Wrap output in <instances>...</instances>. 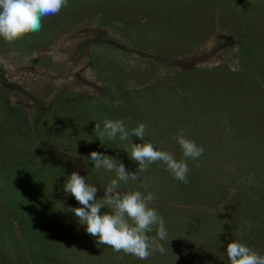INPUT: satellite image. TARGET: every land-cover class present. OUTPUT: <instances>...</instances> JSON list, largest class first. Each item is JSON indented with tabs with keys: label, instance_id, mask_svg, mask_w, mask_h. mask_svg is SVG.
Returning <instances> with one entry per match:
<instances>
[{
	"label": "rangeland",
	"instance_id": "obj_1",
	"mask_svg": "<svg viewBox=\"0 0 264 264\" xmlns=\"http://www.w3.org/2000/svg\"><path fill=\"white\" fill-rule=\"evenodd\" d=\"M190 3L68 0L58 14L42 18V28L35 32L40 34H26L17 42L0 38V97L9 105L0 101V151L8 159L2 166L0 162V213L9 215L11 221L0 220V259L4 253L9 264H34L31 251L18 243L25 237L24 229L34 228L19 222L25 218L17 208L25 196L24 186L39 189L41 201L57 209L52 214L54 236L48 241L56 254L50 249L44 252L45 262L63 258L72 264H230L226 246L232 240L264 255V199H260L264 181L251 174L246 180L237 179L241 174L235 165L224 179L218 171L209 178L215 190L205 195H211L205 202L199 198L193 203L194 192L178 197L156 195L150 207L163 217L176 242L165 244L164 249H169L163 254L153 252L147 260L97 245L87 232L86 239H78L77 231L85 226L65 210L81 207L63 190L73 171L97 187V199L114 178V173L94 166L92 173L87 171V164L93 165L91 152L124 165L130 161L124 151L130 141L96 137L95 124L103 128L106 119L123 121L129 132L143 123L147 143L155 139V149L162 146L176 154L181 150L175 142L178 130L204 150H212L218 146L213 141L217 131H231L230 115L253 128L248 133L257 139L244 141L246 151L252 146L264 148V107L257 106L259 100L264 101V83L258 89L244 80L249 70L254 75L262 71L264 76V0H208L197 13ZM195 16L211 18L221 26L209 30L204 40L202 31L196 32L195 40L192 34L184 36L190 23L195 29L199 26L194 22H209ZM233 33L244 37L242 45ZM250 87L256 91L254 100L249 97ZM9 107L25 110L32 133H18L17 117ZM130 138L140 143V138ZM207 168L210 173L218 169ZM198 173L188 168L187 181H196ZM15 182L21 184L20 189ZM128 184L121 182L119 190H137ZM234 196L241 202L231 201ZM245 206L243 217L240 210ZM246 218L249 223L244 226ZM254 225L258 229L251 231ZM57 228L67 237L63 241L57 239ZM34 251H39V244Z\"/></svg>",
	"mask_w": 264,
	"mask_h": 264
},
{
	"label": "clouds",
	"instance_id": "obj_2",
	"mask_svg": "<svg viewBox=\"0 0 264 264\" xmlns=\"http://www.w3.org/2000/svg\"><path fill=\"white\" fill-rule=\"evenodd\" d=\"M67 3L68 0H0V38L14 41L25 34L39 32L42 18L58 14ZM102 123L103 128L96 123L94 129L100 141L111 142L117 138L122 142L131 141L132 135L144 141L146 125L143 123L131 129V132L121 120L106 119ZM176 140L184 159L177 160L169 152L155 149L151 143L127 144L124 151L131 160L138 162L135 172H129L123 163L111 156L91 152L89 159L96 170L104 169L114 173V178L104 188L101 199L96 197L97 187L75 171L64 182L65 193H70L81 205L65 210L72 212L78 222L86 226V232L96 239L97 245L109 246L116 252L122 251L139 260H147L156 251L164 253L165 249L160 243L168 236L164 219L156 209L150 207L156 194L148 191L147 183L140 184L144 193L119 189L121 182L139 180V174L158 161L166 166L174 179L186 184V160L198 159L204 149L186 138L182 129L178 130ZM105 208L110 211L101 212ZM248 223L243 221L244 225ZM153 226H156V235L150 237L148 233L153 231ZM226 254L230 264H264V255L239 240H232L227 244Z\"/></svg>",
	"mask_w": 264,
	"mask_h": 264
},
{
	"label": "trees",
	"instance_id": "obj_3",
	"mask_svg": "<svg viewBox=\"0 0 264 264\" xmlns=\"http://www.w3.org/2000/svg\"><path fill=\"white\" fill-rule=\"evenodd\" d=\"M188 1H192V3H190V6H192V4L194 3V6H192L190 8L193 10L194 13H197L198 12L197 9L199 8V6L200 7L204 6L202 4V2H206L208 0H188ZM216 5L218 7H221V10H224V11L226 10V7L224 6L223 3L218 2ZM205 8H207V7L205 6ZM169 12H167V14H166L167 18H169L171 16L168 19V21H170L173 18V15L171 14V12L170 13ZM195 18L205 19L206 21L209 20V22L204 23L202 21H199V22L196 21L194 23H196V25H198L199 27L193 29V26L190 23V26L185 28V30L183 32L184 36L192 34L194 40H195V34L197 31H200V32L202 31V34H203L202 39L204 40L206 35L208 34L209 30L211 32H214L215 30H217L218 27L221 26V25H219L218 22L211 20V18L206 19L203 16H195ZM205 26H206V28H205ZM28 34H30V33H28ZM36 34H40V33H35L33 35H36ZM233 34L237 37V41L239 42V45H242L244 43V37L242 35H238L236 33H233ZM24 36H26V34ZM193 39L190 42L191 47L193 45ZM17 40L18 39H16L15 41L17 42ZM218 67L225 68L224 65H220ZM237 67H239V66H237ZM261 72L254 75L251 73L250 70L247 71L246 74L244 75V80H246L245 82L247 84H249V82H250L253 87L259 89L260 86L264 83V76H261ZM249 93H250L249 97L251 98V100L256 99V91L252 90L251 87H250ZM3 100L4 99L2 97H0V101H3ZM3 103L7 107L9 106L4 101H3ZM257 106H263L264 107V101L259 100V103L257 104ZM9 108H10V111L13 112L17 117L14 124L16 125L15 128L17 129L18 133L24 134V135L25 134L29 135L30 133H32V130L28 125L29 120H28L27 114L25 113V110L20 111V110H18V107H9ZM227 116H228L227 118L230 120L228 123V125H229L228 127H229V129H231V131H228L227 133L224 131H217V133H219V135H216V137H215L216 139H214L213 141H215V143H217L218 146H216L212 150H204L203 154L198 159H187L186 160L188 168L190 170H192V173H196L197 171L199 172L197 174L198 176L195 178L196 181L187 182L185 184L183 182H180V181L174 179L173 176L170 174V172H168L166 170V166L162 162L158 161V162H155V163L149 165L147 171L140 173L139 174L140 179L138 178L139 180L130 181V182L134 186L137 187L136 188L137 190L141 191L142 193H144L145 190L140 187L141 183H147L149 185L148 191L154 192L156 195L158 193H160V194H165V195H175L178 197V195L184 194L186 192H194L195 199H193V203H196L197 202L196 199H199V198H202L203 202H205L209 197H211L210 194L207 196H205V195L207 193L215 190L209 184V178L214 176L215 172L218 171V175L222 176V179H224L225 174L227 172L232 171V166H234V165L236 166V169L234 168V170L236 172H238V174H241V175L237 176V179L246 180V178H247L246 175L251 174L252 176H254L256 178V180L259 179V180L264 181V148H256L255 146H252V150L248 149V151H246L247 150V149L245 150L246 146L243 144L244 141L248 142V140H250V139L252 140L253 137H255V136H252L251 134H249L248 130H247V129H249V130L253 129L252 126L240 124L241 122L239 120L236 121V119H234V118H229L230 115H227ZM235 122H236V124H234ZM34 124L35 125L37 124L36 121H34ZM237 124H238V126H237ZM235 127L242 128V129H237ZM130 140H131L130 143L135 141L134 138H130ZM154 140L155 139L152 140L151 144L154 147L158 146L156 144V141L154 142ZM144 142H146V139H144V141L140 140V143H144ZM175 142H177V141H175ZM161 147L162 146H159L160 149H157V150H163L164 151V149H161ZM1 149H3V146L0 147V150ZM2 152H4V151L3 150L0 151L1 166L7 162V161H5L6 158L4 159ZM172 155L177 160L184 159L181 150L179 152H177L176 154L173 153ZM6 160H8V159H6ZM22 162L23 161L19 162L18 165H20ZM208 165H211L213 167H217L218 169L214 170V173H213V170H212V173H210L207 170ZM125 167L129 172H135L138 168V162L133 161L131 159L129 161L127 159L126 163H125ZM86 168H87V171L89 173L90 172L92 173L93 165L91 163L87 164ZM247 169H250L251 172H247L246 171ZM15 170H17V167L13 171H15ZM19 170H22V169H19ZM189 172H191V171H189ZM252 172L254 175L252 174ZM1 174L2 173H0V178H2ZM204 179L207 182H205ZM219 179H221V178H219ZM14 184L18 189L21 188V184L19 182H15ZM126 184H128V183H126ZM128 186L131 187V185H129V184H128ZM219 186L221 187L222 185L220 184ZM260 186H263V184L259 183V187ZM210 188H212V189H210ZM23 192H25V196L21 200V203H20V204L23 203L21 205L22 208L20 207V204H18L17 208L21 210L20 212H21V214H23L25 216V218L20 219L19 222L21 224H26V225H29V226L34 227V228L36 227L37 229L36 230L34 228L31 230L24 229L23 231L25 232V235H24L25 237L23 238V241L21 239L18 240L19 241L18 243H22L23 246L27 248V250L29 249L31 251L30 256L33 258L34 264H72L70 261H66L63 258L57 259V262H54V261L45 262L44 252L48 251L49 249H50V251H52L55 248V246L50 245L48 241L52 240V238L54 236V232H55L54 222L55 221H53L52 214L54 212H56L57 209L54 210V206H52L50 204V202L45 203V202L41 201V196H39L40 195L39 189H38V191L37 190L34 191L31 188L27 189V186H24V187H22V193ZM27 193H28V195H27ZM200 193H202L203 195H201ZM236 197L237 196H234L231 199V201H235L234 203L241 202V201H239L240 200L239 197H237V198ZM260 199H264V190L260 195ZM254 203L256 204L255 201H254ZM246 207H248V206H245L241 210L239 207L236 208V209H239L240 211H242L243 217L245 216V213H247ZM256 209H257V206H256ZM0 211H1V209H0ZM9 218H10V216L7 215L6 213H0V220L7 222V223H11ZM21 220H23V221H21ZM244 220L248 221L247 218ZM77 222H75L74 225L76 227H78V229H79ZM225 224L228 225L227 222H225ZM85 227H83V228L79 229V231H77L78 237H79L78 239H80V238L86 239L87 233H86ZM257 227H258L257 225L252 226L251 231L257 230L258 229ZM61 229H62V227H61ZM167 233H168L167 239L160 242L163 245V247L165 246V244L170 246V245H172L173 242H176V240H174L170 236L169 232H167ZM148 235L150 237L156 235V226H153V231L148 233ZM60 237L62 238V241L67 238L57 228V239L59 241H61ZM91 237L92 236H90V238ZM90 238H89L88 242H93V241H90ZM169 240H172V241H169ZM177 242H178V240H177ZM36 243L39 244V251H37V252L34 251V247L36 246ZM166 249H169V248H166ZM51 253L56 254L55 251H52ZM1 256H2V259H0V264H9L7 260L4 261L5 254L3 253V254H1ZM58 257H60V256L57 255L56 258H58ZM56 258H53V260H56ZM117 264H120V261H118ZM133 264H141V263L139 261L138 262L133 261Z\"/></svg>",
	"mask_w": 264,
	"mask_h": 264
}]
</instances>
